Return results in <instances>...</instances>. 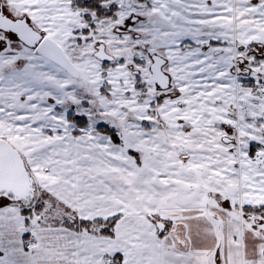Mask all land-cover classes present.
Returning a JSON list of instances; mask_svg holds the SVG:
<instances>
[{
	"label": "snow or ice",
	"instance_id": "snow-or-ice-1",
	"mask_svg": "<svg viewBox=\"0 0 264 264\" xmlns=\"http://www.w3.org/2000/svg\"><path fill=\"white\" fill-rule=\"evenodd\" d=\"M0 264H264V0H0Z\"/></svg>",
	"mask_w": 264,
	"mask_h": 264
}]
</instances>
